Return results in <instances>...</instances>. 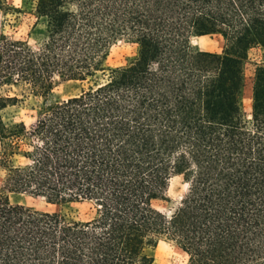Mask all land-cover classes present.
I'll list each match as a JSON object with an SVG mask.
<instances>
[{
    "label": "trees",
    "instance_id": "trees-1",
    "mask_svg": "<svg viewBox=\"0 0 264 264\" xmlns=\"http://www.w3.org/2000/svg\"><path fill=\"white\" fill-rule=\"evenodd\" d=\"M28 2L39 45L0 32V264H154L162 239L187 264H264V58L244 104L264 0ZM208 34L223 51L193 44ZM120 40L138 51L111 67ZM61 83L80 91L64 97ZM25 103L33 122L6 115Z\"/></svg>",
    "mask_w": 264,
    "mask_h": 264
},
{
    "label": "rangeland",
    "instance_id": "rangeland-1",
    "mask_svg": "<svg viewBox=\"0 0 264 264\" xmlns=\"http://www.w3.org/2000/svg\"><path fill=\"white\" fill-rule=\"evenodd\" d=\"M29 0H5L8 4V9H0V32H5L12 38H27L33 46H38L42 38L38 33L41 32L43 25L34 27L36 18L31 10ZM21 8L22 13L17 15L13 12V8ZM32 33V34H30ZM193 44L200 49L221 52L223 51L226 41L221 34H208L202 37L193 38ZM138 51V46L135 43L120 40L116 42L110 51L108 63L111 67H118L127 64ZM264 58V52L261 48L255 47L249 53V60L245 68V93L244 104L247 112L251 110L253 82L255 76L256 63ZM72 83H61L56 87V91L66 96V90L79 92L80 87L71 86ZM87 86V85H86ZM28 103L17 105L6 110L7 116L23 117L27 123L34 121L33 115L36 113L27 105ZM1 184V177H0ZM187 184L181 176H175L171 179L168 188V193L173 201H179L185 191ZM13 203H22L32 206L38 210L46 211H74L80 217H86L89 212V205L82 202H73L62 205L50 203L42 196H33L28 194L10 196ZM155 262L154 264H187L189 260L188 254L179 248L174 242L168 239H162L158 242L154 249Z\"/></svg>",
    "mask_w": 264,
    "mask_h": 264
},
{
    "label": "crops",
    "instance_id": "crops-1",
    "mask_svg": "<svg viewBox=\"0 0 264 264\" xmlns=\"http://www.w3.org/2000/svg\"><path fill=\"white\" fill-rule=\"evenodd\" d=\"M202 37V36H201Z\"/></svg>",
    "mask_w": 264,
    "mask_h": 264
}]
</instances>
